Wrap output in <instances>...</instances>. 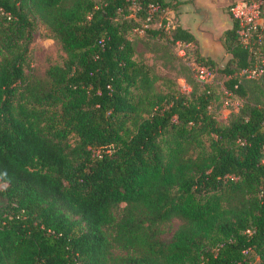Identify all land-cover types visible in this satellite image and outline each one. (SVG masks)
Instances as JSON below:
<instances>
[{
	"label": "trees",
	"instance_id": "obj_1",
	"mask_svg": "<svg viewBox=\"0 0 264 264\" xmlns=\"http://www.w3.org/2000/svg\"><path fill=\"white\" fill-rule=\"evenodd\" d=\"M148 3L176 7L0 0V264H264V106L249 96L255 83L228 78L250 54L232 19L222 68L187 29L144 30L160 58L175 57L168 38L182 41L226 78L242 106L222 124L212 87L188 67L183 93L135 59L129 35ZM38 24L65 54L43 78L25 72Z\"/></svg>",
	"mask_w": 264,
	"mask_h": 264
},
{
	"label": "rangeland",
	"instance_id": "obj_2",
	"mask_svg": "<svg viewBox=\"0 0 264 264\" xmlns=\"http://www.w3.org/2000/svg\"><path fill=\"white\" fill-rule=\"evenodd\" d=\"M214 10L206 15L203 11L196 14L192 7L194 2L189 0H171L169 3H175L176 7L173 11L168 12L167 18L174 24L175 27L179 26L182 28H187L192 31V33L197 37V42L201 44H209L212 40L216 41L221 37L222 32L232 25V20L229 16L226 17L224 13L225 7L224 3L228 0H213ZM231 2L230 4L234 3ZM187 4V5H185ZM185 5V6H182ZM229 19V20H228ZM129 39L134 43L135 46V59L141 60L143 63L148 65L152 71L167 80H176L179 85L181 83L180 75L178 74V69L181 66L188 67L190 77H192L193 57L190 54L191 46L186 49V54L183 60L175 57H161L160 46H157L154 42L143 38L136 33L129 35ZM158 43V42H157ZM174 48H171L173 52ZM204 57V56H203ZM65 60V54L61 50L59 44L51 37L48 30L42 26L37 25L34 28L32 34V41L29 45V67L25 69V72L32 74L37 78H43L45 71L54 65H60ZM225 59L217 61L219 68L224 65ZM213 82L210 84L212 90L217 97V102L214 105V112L216 119L225 124L230 113H235L238 111L239 102L242 100L239 98H232V100L224 105L225 96L223 92V81L225 77L219 76L217 73L213 72ZM179 79V80H177ZM254 87L251 89L250 97H256L260 100L264 106V78L252 81ZM241 100V101H240ZM180 221L177 219H172L169 223H166L160 227L161 237L169 238L179 227ZM115 255L122 254V252L114 251Z\"/></svg>",
	"mask_w": 264,
	"mask_h": 264
},
{
	"label": "built area",
	"instance_id": "obj_3",
	"mask_svg": "<svg viewBox=\"0 0 264 264\" xmlns=\"http://www.w3.org/2000/svg\"><path fill=\"white\" fill-rule=\"evenodd\" d=\"M134 7L136 11L140 10L138 4H134ZM168 12L170 11H161L156 4H146V18L144 23L133 32L142 36L146 28L153 27L159 29L168 37L175 28L174 24L167 18ZM227 13L236 25L238 44L250 54L249 65L245 68L238 69L228 78H235L238 84L243 81H257L264 78V51L262 50L264 36V0L235 1L227 7ZM168 39L171 41L172 47L174 48V55L178 59L183 60L186 49L189 48L190 44L182 41H172L171 38ZM192 66V78L195 82L201 85L212 84L214 71L209 70L205 66H199L194 61H192ZM180 80V91L188 93L190 89L184 83L183 79ZM236 86L237 85H234V88H236ZM223 92L225 96V106L229 104L232 98H237L234 94L225 89H223ZM239 103L238 110L242 106V101ZM260 163L264 167V158L261 159Z\"/></svg>",
	"mask_w": 264,
	"mask_h": 264
},
{
	"label": "crops",
	"instance_id": "obj_4",
	"mask_svg": "<svg viewBox=\"0 0 264 264\" xmlns=\"http://www.w3.org/2000/svg\"><path fill=\"white\" fill-rule=\"evenodd\" d=\"M165 2H170L171 0H164ZM190 2H194V5L192 7L193 11L198 14L201 11H203L206 15H208L212 10H214L213 0H189ZM238 1V0H228L226 3H224L223 7L224 13L226 14V17L229 16L226 7L230 5L231 2ZM187 5V4H185ZM182 5V6H185ZM230 18V17H229ZM231 19V18H230ZM229 20V19H228ZM185 29V28H184ZM187 29V28H186ZM229 29V28H228ZM190 33H192L191 30L187 29ZM227 30V29H226ZM225 31V30H224ZM192 35L195 37V35L192 33ZM221 38V37H220ZM220 38H218L216 41H211L209 44H201L200 42H197V37H195L197 42V50L200 54V56H204V58L209 59L210 61H213L215 64H217V61H221L225 59L224 62H226L229 58L228 54L224 51Z\"/></svg>",
	"mask_w": 264,
	"mask_h": 264
}]
</instances>
